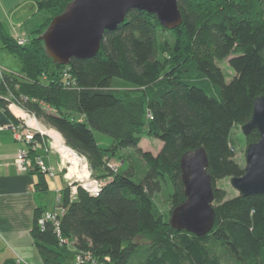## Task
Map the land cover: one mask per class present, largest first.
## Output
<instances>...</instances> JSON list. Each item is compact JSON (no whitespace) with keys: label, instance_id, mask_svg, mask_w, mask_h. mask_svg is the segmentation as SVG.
<instances>
[{"label":"trees","instance_id":"1","mask_svg":"<svg viewBox=\"0 0 264 264\" xmlns=\"http://www.w3.org/2000/svg\"><path fill=\"white\" fill-rule=\"evenodd\" d=\"M70 1L35 0L47 16L28 35H11L0 21V42L22 63V75L4 74L0 92L11 91L58 130L86 157L93 177H112L98 195L79 187L73 197L64 184L56 203L55 193L49 210L58 212L61 237L52 221L39 224L45 208L36 210L32 236L44 264H77L82 251L94 261L82 264H264V194L227 198L217 184L245 172L231 135L264 96V0H180L183 22L175 29L133 9L105 32L94 56L63 65L40 35ZM227 59L235 72L230 81L220 66ZM0 106L10 112L1 99ZM98 133L111 138L109 146ZM144 134L163 142L157 154L142 149ZM246 138L258 141L259 130ZM36 139L45 147L49 138ZM127 148L136 151L131 166L114 171L107 154L117 158ZM198 148L208 155L216 211L204 236L174 228L155 202L165 183L171 214L186 200L181 158ZM29 171L38 175V189L49 191L51 177L35 161Z\"/></svg>","mask_w":264,"mask_h":264},{"label":"water","instance_id":"2","mask_svg":"<svg viewBox=\"0 0 264 264\" xmlns=\"http://www.w3.org/2000/svg\"><path fill=\"white\" fill-rule=\"evenodd\" d=\"M180 0H71L40 35L50 57L67 65L73 57L94 56L101 47L105 32L121 24L130 10L154 13L168 29L183 22ZM260 132V139L250 143L245 172L232 177L231 184L241 196L264 194V96L254 101L252 118L243 125L246 135ZM209 159L204 148L186 152L181 158L186 200L173 209L171 225L199 236L209 233L215 224L214 190L208 172Z\"/></svg>","mask_w":264,"mask_h":264},{"label":"crops","instance_id":"3","mask_svg":"<svg viewBox=\"0 0 264 264\" xmlns=\"http://www.w3.org/2000/svg\"><path fill=\"white\" fill-rule=\"evenodd\" d=\"M3 1L0 0V6ZM35 5L37 8L36 2ZM18 26H13L16 33H19ZM28 29L32 32L36 27ZM30 32L24 31L22 35ZM0 65L14 72L1 62ZM15 122L14 115L0 106V264L14 259L21 264H44L34 242L32 229L36 210L40 207L49 210L54 205L53 201L52 204L48 201L49 191L38 189V175L21 170L16 164L19 150L27 144L16 138L12 128ZM55 184L56 188H62Z\"/></svg>","mask_w":264,"mask_h":264},{"label":"rangeland","instance_id":"4","mask_svg":"<svg viewBox=\"0 0 264 264\" xmlns=\"http://www.w3.org/2000/svg\"><path fill=\"white\" fill-rule=\"evenodd\" d=\"M24 1L26 2L24 3ZM46 16L47 14L44 11H38V7L36 8L35 5V0H4L3 4H1L0 6V21L2 22L5 30L11 34L13 32L16 33V31L13 28L14 25H20L17 28L20 34H22L24 31L30 32L31 30L28 28H32V29L35 27L37 28V26L40 23H42V21ZM21 22L23 23L26 22V23L20 24ZM166 36H168V34H166ZM0 46L2 47L0 62L4 64V66H7L9 69L14 71L16 74L22 75V63L19 57H17L15 54H12L10 51L6 50L1 42H0ZM220 66L222 67L225 73L226 80L230 81L235 75V72L230 66L228 59L222 61L220 63ZM41 123L44 124L42 121ZM98 136H102L104 138L101 139L102 141L101 144L103 146L105 147L109 146V144L111 143V138L109 136H106L101 133H98ZM246 136L247 135L243 130V126L235 127L231 135V139L235 147L236 160L244 167H246L247 165L246 152L249 146ZM162 146H163V142L157 137L149 136L147 134L143 135L141 141V147L143 150L152 151L154 154H157L161 150ZM46 147H49L50 152L47 154L44 151L45 147H43L42 148L43 150H41L42 151L41 154L44 160L46 161V163L49 164L50 163L49 159L51 160L52 166H54L57 172L55 176L56 179L48 178L49 194L47 197L49 199L48 200L49 203L52 204L51 201H53V205H54L55 191L57 189L55 183H57V185H59L60 187H63L65 182L70 181L73 178L68 175L69 174L68 163L65 162V160L61 156V153H59V151H57L53 147V142L50 137H49L48 145H46ZM135 152L136 151H134L133 149L127 148L120 151L117 158L108 155L110 153H108L106 157L114 164H117L119 166L118 168H120L121 170H126L131 166L132 154H135ZM87 167L89 171H91V168L89 167L88 163H87ZM105 179H108V177H106ZM217 184L218 186L223 187L226 190L227 198H232L234 196L240 195L239 191L232 186L231 178L220 180L218 181ZM69 188L71 190V187ZM171 193H172L171 185L165 183L163 190L155 195V202L167 220L169 218V215H172L171 214L172 204L170 201Z\"/></svg>","mask_w":264,"mask_h":264},{"label":"built area","instance_id":"5","mask_svg":"<svg viewBox=\"0 0 264 264\" xmlns=\"http://www.w3.org/2000/svg\"><path fill=\"white\" fill-rule=\"evenodd\" d=\"M25 40V37H17V41L19 44H24ZM8 71L9 70L5 69L2 65H0V85L3 84V82H6V79L4 80V74H7ZM0 99L7 103L9 111L16 118V122L12 125L16 138L27 144L26 147L21 148L18 152V155L16 157L17 166L21 170L29 171V169L33 165V162L35 161L44 173H47L51 178H56L55 176L57 172L54 166H52V164L46 163L43 156L40 154H37L33 157L34 152H38L39 149L43 148L40 146L39 141H37L36 135L40 134L42 139L46 137L45 134H43L38 127L39 124H42L41 120H39V118L34 112L24 107L21 103L24 101H20L18 98H16L11 91H9L8 94H3L0 92ZM24 99L26 100L27 98ZM44 151L48 154L50 152L49 147L45 146ZM80 157L85 161L87 165L88 162L86 157ZM110 166L114 171H118L117 164L111 163ZM72 178L73 179H71L70 181L65 182V184L71 187V195L73 197L77 194L78 187L84 188L92 195H98L102 191L103 187L107 185L112 179L111 176L105 180L97 179L92 176V170L89 171V178L85 181L79 180L76 177ZM55 193L56 203H60L62 200V190L60 188H57ZM50 221L54 223V225L56 226V233L61 237V229L59 227V218L57 211L45 210L39 217V224L42 228H45L47 223ZM82 252L77 256V264H82L90 260L93 261L91 252Z\"/></svg>","mask_w":264,"mask_h":264},{"label":"bare ground","instance_id":"6","mask_svg":"<svg viewBox=\"0 0 264 264\" xmlns=\"http://www.w3.org/2000/svg\"><path fill=\"white\" fill-rule=\"evenodd\" d=\"M40 131L52 139L53 147L61 153V156L69 165V176L79 180L89 178V169L85 161L69 146L66 145L62 134L55 128L39 124Z\"/></svg>","mask_w":264,"mask_h":264}]
</instances>
